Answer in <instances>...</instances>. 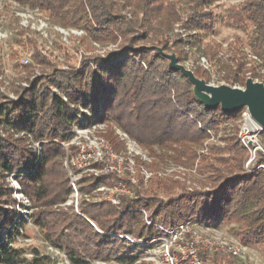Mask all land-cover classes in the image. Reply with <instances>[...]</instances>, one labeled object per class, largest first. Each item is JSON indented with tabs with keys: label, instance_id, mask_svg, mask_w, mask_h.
Listing matches in <instances>:
<instances>
[{
	"label": "trees",
	"instance_id": "obj_1",
	"mask_svg": "<svg viewBox=\"0 0 264 264\" xmlns=\"http://www.w3.org/2000/svg\"><path fill=\"white\" fill-rule=\"evenodd\" d=\"M3 1L38 10L46 15L49 24L62 29L84 31L85 39L103 47L119 43L118 49L104 58L91 60L96 63V69L86 65L82 71H61L54 75L52 82L67 94L68 104L51 91L38 92L36 88L24 89L18 101L0 103V127L8 133L5 138L0 135L2 177L14 174L24 160L28 170H34L27 179L20 180V184L33 204V222L45 230L53 246L69 254L74 264L84 263L76 256L81 253L102 259L116 257L123 264H132L140 255L127 244L120 245V239L115 235L124 227L130 229L129 233L136 234L139 226L142 228L139 237L146 230L152 233V229L141 223V213L133 211L144 207L154 210L153 217H160L167 225L175 220L215 224L218 219L216 224L235 223L237 229L234 232L239 241L257 248L264 255V154L259 152L256 163L246 169L250 154L237 138L223 139L228 144L226 147L213 146L208 155H200L202 165L199 170L208 173L214 183L210 191L183 192L165 202L159 195L162 192L171 194L177 183L155 176L148 181L147 200L137 191L136 198L124 197L119 206L108 201L82 203L81 215L72 207L69 211L53 209L55 204L65 202L73 193L65 161L76 158L80 149L76 146L66 148L64 144L83 120L85 124L92 121L115 123L157 160L171 158L175 162L194 163L199 158L197 149L203 148L211 132H219L221 124L239 116L240 110L228 114L220 107L207 109L195 98L192 84L179 71L172 70L167 59L156 50L150 57L153 48H162L165 52L171 49L167 29L181 21L175 0H119L130 8L131 18L111 0ZM186 4L189 26L204 35L212 33L215 16L212 11L205 10L210 3L188 0ZM16 19L19 22V18ZM226 25L239 31L253 29L249 47L264 60V0H251L232 7L227 11ZM28 31V28L19 31L18 36H25V39L17 41L23 47L29 45L34 49L31 63L24 68L44 58L35 41L26 36ZM240 45L241 40L237 39L228 50L234 54L231 58L236 63L235 78L243 85L245 79L239 76L246 72L245 64L240 62L243 57L237 58L242 55ZM220 49L219 44L207 45L205 52L216 58ZM18 55L16 51L12 57ZM177 57L181 62L178 54ZM194 73L206 79L198 72ZM72 104H80L91 115L78 119L79 110L72 108ZM14 134H27L42 142L41 156L33 154L21 139H13ZM108 138L114 152L124 149V143L117 135L111 133ZM57 165L63 171L58 175L59 180L52 183L49 179ZM71 168L76 173V168ZM18 173L22 174L18 177L25 175L21 170ZM120 181L132 186L128 179H120L112 173L99 178L84 177L80 190L89 192ZM141 184L143 177L139 176V186ZM15 203L13 190L0 186V264H50L48 257L40 256L38 250L32 259H28L25 250L18 247L25 221L9 208ZM86 218L102 233H98ZM219 257L204 255L205 261L212 259L213 264H219ZM228 258V264H249Z\"/></svg>",
	"mask_w": 264,
	"mask_h": 264
},
{
	"label": "rangeland",
	"instance_id": "obj_2",
	"mask_svg": "<svg viewBox=\"0 0 264 264\" xmlns=\"http://www.w3.org/2000/svg\"><path fill=\"white\" fill-rule=\"evenodd\" d=\"M111 1L117 4V7L121 9L123 14H128L130 18L133 17L130 13V8H126L123 2L119 0ZM175 1L177 2V8L180 11L179 13L181 21L167 29V37L169 40V45L171 47V49H169L167 53H177L181 57L180 61L183 65H185L188 69L194 72L196 71L199 74L203 75L206 78V81L212 85H228L231 87L245 88V82L248 78H253L255 81L264 83V60L256 56L252 49L249 47V40L254 30L250 29L249 31H239L226 25L227 11L232 7L245 4L251 0H207L210 4L205 10L212 11L215 16V28L214 31L209 35H204L202 31L191 28L189 26V11L186 4L188 0ZM38 17L45 20V22H47L48 24V27L44 26V23L41 24L39 22H34L32 25L34 29L32 28V30H29L26 36L32 38L35 41L38 50L41 52L44 58L41 59V61L34 62L32 66L24 68L20 66L21 60L24 58L31 59L32 54L34 53V49L28 44V46L23 47L19 45L17 41L19 40V38L25 39V36L19 37L18 34L20 33L19 31H22L20 27L23 26V24L28 23H26V20H22L20 24V21L18 22L16 19L15 10L12 9V7H10L9 5L4 4L1 6L0 4V31L1 33H10L11 31L12 33V35H10L2 43L0 50V65H3L1 66L2 70L3 67L9 69L10 71L12 70L11 76L7 79L8 83H10L9 85H6L2 81H0V103L18 101L24 89L36 88L38 92H41L43 90L51 91V93L59 96L66 104H68L69 100L67 94H65V92H63L61 89L57 88L52 82L54 75L60 73L61 71L69 73H72L73 71H82L86 65H89L91 68L96 69L97 65L94 61H91L92 59L96 57L104 58L105 56H107V53L118 49L117 45H119V43L116 45L103 47L98 43H95L89 39H85V32L77 29H70V31L68 30L69 34L64 36L58 30H56L57 27L60 28L59 26L49 24L46 15L39 14ZM139 17L142 18L143 15L140 14ZM35 28L38 29L35 30ZM237 39L241 40L240 50L242 53V55H238L237 58H240L242 56L243 58L240 62H243L245 64L246 73L239 76L240 79H245L243 85H241L239 83V80L235 78L234 72L236 71V63L235 61H232L231 58L232 56L234 57V54L233 51L230 52L228 50L230 45H232ZM216 44L221 45V49L218 56L216 58H212L206 54V46H215ZM147 46L150 47L149 45ZM154 50L155 48H153V51L149 54L150 57L154 55ZM16 51L19 53V55L18 57L13 58L12 54ZM203 59H205V62H203ZM24 84H27L28 87L24 86ZM71 107H75L79 110L78 119L80 120H82V118L84 119L85 115H91V112L89 110H85L80 104H72ZM239 110L240 113L237 118L227 120L225 123L221 124L219 126V132H211L210 137L205 140L203 148L197 149L199 158L194 163L184 161L175 162L171 158H166L165 161H160L155 159L154 157H151L147 150L143 148L141 149L136 145L135 150L141 152L142 154L144 153L148 158L150 157L149 160L145 161V163H147L145 164L146 168H148L149 171H151L152 173H163L162 178L158 177L162 181L177 183V185L171 191V194L162 192L159 195L161 200L167 202L169 198L181 195L183 192H192L197 190L203 192L210 191L213 188L214 183L208 178V173L203 174L200 172L199 168L202 165L200 164V155H208L210 149L213 146L222 148L226 147L228 144L223 139L237 138L246 147L250 154V157L246 162V169L256 163L257 158L259 157V152H262L264 154V136L262 135L263 128H253V125L258 123L251 120L248 110L246 108H242ZM83 124H85L84 120L78 130L75 129V135L78 136L77 132L81 131V128H84ZM87 127H90L89 130H82V132H79L82 133L80 135L81 137L79 136L80 138L75 140L74 144H70L64 147L68 148L71 146H76L81 149L82 145L77 144L79 142H82V144H85L88 147L94 146L95 142H97L98 140H103L112 148V144L110 142V139L108 138L109 134L111 133L117 135L118 138L122 141L119 134L123 133V131L120 130V128L113 122L92 121L90 124H87ZM2 130L3 128L0 127V135L2 138H5L8 133ZM13 139H21L33 154L42 153V142L37 141L35 138L28 136L27 134H14ZM124 146L125 147L123 150H121V152L116 153H121V155L123 156L131 157L128 153L126 154L127 147L125 143ZM134 154L136 155V153ZM225 157H227V155H225ZM75 161L76 159L74 160V162ZM142 162L143 161L140 160L138 161L139 164H141ZM139 164L134 168V176L137 180V184L131 185L134 186V190L136 192H141L142 199L147 200V197L149 196L147 191L149 183L145 184L143 180V184L139 186V176L143 177L141 171L139 170ZM71 166L73 165H70V169L67 168L65 161L66 172L69 177L70 183L72 175H75L79 172L78 168L74 166L76 168L75 173V170H72ZM25 167H27V162L24 160L18 166V169H25ZM98 167L102 166L99 165ZM53 170L54 172H52V175L49 179L52 183L53 181L59 180L58 175L63 171L62 167H60L59 165L54 167ZM82 173L83 175L80 182L84 177H103L101 176V173H99V177L95 176L94 173L91 172V170L84 171ZM19 175L21 174L8 175L3 178L0 171V186H8L9 188H11L13 190V199L16 201V203L9 206V208L15 210L18 215H21L25 221L21 230V236L18 238V247L25 250V254L28 259H32L33 253L38 250L40 256L48 257V262L50 264H74L69 254H67L64 250L60 251L59 248L53 246L47 239L45 230L39 228L33 222L32 215L35 211L32 207L33 204L23 193L22 186L20 184V180H25L29 176L18 177ZM124 178L129 180L127 176H125ZM116 184H108L104 186L111 191ZM125 184L128 188H130L127 183ZM81 186L82 184L80 183V189ZM133 186L131 187L133 188ZM95 190L96 189H92L89 192L84 193H89L91 197L100 196L101 201L99 203L104 201L107 202L106 196L102 194L97 195V193L100 192H96ZM108 194H110V192H108ZM69 198L71 197H67L66 201ZM65 202L55 204L53 206V209L69 211L68 209L70 207L65 206ZM82 203L83 202L80 201V207ZM80 207L79 211L81 213ZM73 209L75 212V208ZM140 209H145V211L148 213V216H153L154 210L152 209L140 207L134 209L133 211H140ZM200 216L201 218H203L204 215L200 214ZM141 217V223L143 224L144 213H141ZM155 219L165 223V221L161 220L160 217H156ZM218 222V219L214 222L215 224H207V222L202 221L200 222V225L206 232L211 233L212 231H215L214 229H216V231L221 232L222 234H225L229 237H233L239 241V238L235 236L234 232L235 229H237V225L235 223L227 224L222 222L216 224ZM179 223H181L179 220H175L172 224L177 225ZM167 226H171V224H168ZM141 229V226H139L135 231L136 234L133 235L139 236ZM95 230L100 233L96 228ZM129 230L130 229L128 227H124V229L120 232L121 234H125L129 233ZM150 234L151 233L146 230L140 237L148 238ZM118 243L120 245H126L123 240H119ZM250 248L252 249V260L248 263L254 264V262H260L264 264V255L257 248ZM76 256L84 260L83 264H119V260L116 257H112L110 259H102L100 257L94 258L90 257L86 253H81ZM218 259L219 264H228V257L220 256ZM143 264H147V262H143Z\"/></svg>",
	"mask_w": 264,
	"mask_h": 264
},
{
	"label": "built area",
	"instance_id": "obj_3",
	"mask_svg": "<svg viewBox=\"0 0 264 264\" xmlns=\"http://www.w3.org/2000/svg\"><path fill=\"white\" fill-rule=\"evenodd\" d=\"M0 4L1 6L5 4L12 7V9L15 10V16L19 18L20 24L22 20H26V23L28 24H23V26L20 27L21 29H34V27H32L34 22H39L41 24L44 23V26L48 27L47 22L38 17L40 14L38 10L25 9L13 1L0 0ZM37 29L38 28H35V30ZM56 30L64 36L69 34L70 31L58 27ZM10 35H12L11 31L10 33H1L0 31V50L2 43ZM203 62H205V59H203ZM30 63L31 59L24 58L21 60L20 66L24 67ZM1 66L3 65H0V67ZM11 74L12 70L10 71L9 69L3 67L0 74V81L9 85L10 83H8L7 79L11 76ZM24 86L28 87L27 84H24ZM83 127L84 128H81V131H76L78 136L75 135V129L78 130L79 127H75L73 135L66 142V145H64L68 146L70 144H74L75 140L81 137L80 135L82 133L79 132H82V130L87 131L91 126L87 127V124H83ZM119 135L127 147L126 154L128 153L131 157L123 156L121 153L119 154L114 152L109 144L103 140H98L95 142L94 146L88 147L87 145L82 144V142L77 143L82 145L80 153L76 158H67L66 160L67 168L70 169V165H73L78 168L79 172L71 177L73 193L70 195L71 198L65 202V206L75 208V212L81 214L79 211L80 201L83 203L94 204L101 201L100 196L91 197L89 193H84L80 190V180L82 179V172L84 171L91 170V172L98 177L100 176L99 173L102 174L101 176H109L112 173H116L120 179L127 176L130 183L135 185L137 184V180L134 176V168L138 166V161L140 160L143 162L139 164L140 169H138L142 173L145 184L148 183L152 177H163V173H152L148 170V168H146L145 164L147 163H145V161L149 160L150 157L148 158L144 153L142 154L141 152L135 150L136 145L142 149V147L139 146L135 140L124 132ZM134 153H136V155ZM38 156H41V153L38 154ZM75 159L76 161L74 162ZM39 161L40 158L36 162L35 168L39 164ZM97 165H101L102 167H98ZM20 170L25 174L24 176H31L34 173V170L29 171L28 168L25 167V169H18L14 174H21L18 173ZM134 189V186L133 188H128L124 182L120 181L111 191L105 186L96 188L95 191L100 192L97 193V195H105L108 202L115 206H119L124 197L136 198L137 193ZM108 192H110V194H108ZM139 212L144 213L143 225L146 228L153 230L148 238L139 237L133 235L132 233H120L115 235L116 238L123 240L127 246L134 249L135 252L140 255V257L132 264H143V262H147V264H213L211 259L205 261L204 255L233 257L236 258L239 263H248L252 260V249L250 247L243 245L240 241L233 237H229L216 231V229H214L215 231H212L211 233L206 232L202 229L200 223L194 220H186L177 225L171 224V226H167L166 223L158 221L152 215L148 216L145 209H140ZM86 219L100 233H102L90 219ZM119 264L122 263L119 262ZM254 264L262 263L254 262Z\"/></svg>",
	"mask_w": 264,
	"mask_h": 264
},
{
	"label": "water",
	"instance_id": "obj_4",
	"mask_svg": "<svg viewBox=\"0 0 264 264\" xmlns=\"http://www.w3.org/2000/svg\"><path fill=\"white\" fill-rule=\"evenodd\" d=\"M155 50L169 61V67L179 71L193 86L195 98L207 109L220 107L225 113L231 114L246 108L253 122L264 130V83L248 78L245 88L228 85H212L206 79L199 78L194 71L179 62L176 53H167L162 48Z\"/></svg>",
	"mask_w": 264,
	"mask_h": 264
},
{
	"label": "bare ground",
	"instance_id": "obj_5",
	"mask_svg": "<svg viewBox=\"0 0 264 264\" xmlns=\"http://www.w3.org/2000/svg\"><path fill=\"white\" fill-rule=\"evenodd\" d=\"M261 126L259 124H254L253 128H260Z\"/></svg>",
	"mask_w": 264,
	"mask_h": 264
}]
</instances>
